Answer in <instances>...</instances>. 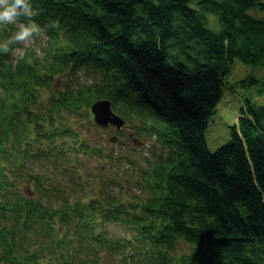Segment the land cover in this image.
<instances>
[{"label":"trees","instance_id":"1","mask_svg":"<svg viewBox=\"0 0 264 264\" xmlns=\"http://www.w3.org/2000/svg\"><path fill=\"white\" fill-rule=\"evenodd\" d=\"M32 3V19L47 34L46 55L26 50L14 65L21 42L0 51V264H55L48 248L69 250L58 255L60 264H264V105L247 98L232 140L217 151L205 140L234 61L264 67V0ZM209 14L219 30L209 27ZM15 30L0 25V40ZM55 75L64 76L60 86L51 85ZM248 82L264 94V79L241 84ZM35 86L52 89L38 110ZM100 98L130 120L134 142L155 138L149 167L142 165L147 174L135 172L140 195L116 171L98 177L77 153L139 160L104 154L60 115L84 110L91 121L88 109ZM5 101L13 102L7 111ZM82 170L99 178L90 181L95 197ZM49 171L60 180L43 188L53 182ZM21 181L34 185L27 198ZM109 224L121 233L111 234ZM44 235L47 247L37 238Z\"/></svg>","mask_w":264,"mask_h":264},{"label":"rangeland","instance_id":"2","mask_svg":"<svg viewBox=\"0 0 264 264\" xmlns=\"http://www.w3.org/2000/svg\"><path fill=\"white\" fill-rule=\"evenodd\" d=\"M249 13L255 14L256 16L259 15L257 11L250 10ZM208 25L210 28L219 30L220 25L216 19V17L212 14L208 15ZM36 37V38H35ZM35 37L32 39L21 42L19 46L15 47L13 49V60L12 63L15 65L19 58H21L24 55V52L26 50H32L34 54L38 57H43L46 55V40H47V34L46 32L41 31L38 34H35ZM40 73H45L44 70H40ZM253 77L256 79L263 80L264 79V67L261 66H254L249 65L241 62L239 59H236L234 63L231 65L229 70V75L226 77L225 82L226 84L223 87V97L221 101L217 104L216 109L214 113L210 116L208 120V126L205 132V140L208 149L210 152H215L222 146L228 144L232 140V127H234L237 124V119L240 114L241 108L245 104V100L249 98L252 102L259 105H264V94H259V88L261 87V84L259 83H253L248 82L246 85H242L241 81L243 79ZM92 78V77H91ZM64 80V76L61 75H55L51 81V85L56 84L57 86H60ZM88 80V79H87ZM92 80V79H91ZM90 82V81H88ZM34 91V102L33 106H36V110L41 106L42 103L47 104L49 102L50 94H51V88L47 86H35L32 88ZM94 99L91 104L95 101ZM33 101V99H32ZM49 104V103H48ZM61 116L67 117L68 122L71 127L75 128L76 131L80 134L81 137H85L86 139L90 140L93 146L96 147H102L104 154L111 155L117 157L116 152L122 151L126 153L127 156L130 154V158L134 160H139L136 163L132 164L127 159L117 162H110L108 158H102L97 155H94L92 157H89L90 155L84 150L77 153V156L79 159H87L89 162V167L95 168L97 172V176L100 177L102 174L100 170H106V172H110L109 169L112 171H116L119 175V182L123 184V187L129 186L132 191H135V194L140 195L142 192L140 191L139 186H136L134 183V179L136 178V171L142 176L147 174V168L142 167V165H146L149 167V165L145 162V158H149L151 161L152 159V150L155 149V138L154 136H143V140H136L134 142V132L133 131V125H131L130 120H127V123H124L123 126H121L122 134L117 133L118 130L113 127H102L100 125H97L93 123V120L88 121L84 117V110L83 111H76V112H69V111H62ZM138 122V120H137ZM135 122V125L136 123ZM140 125L142 124V120H140ZM117 130V131H116ZM132 133V134H130ZM157 144V143H156ZM154 145V146H152ZM158 146V145H157ZM127 151V152H126ZM133 151V153L129 152ZM104 167L106 169H104ZM142 167V168H141ZM85 171H91L88 169H85ZM82 172L86 176L87 184L90 185V187L93 190L94 197L97 194V189L93 188L91 186L90 181L93 185L98 183V179L96 176V179L93 180V173L89 176L86 174L83 170ZM50 177L52 178L53 182L51 183H43V188L47 186H52V184L58 182L60 180L59 176L55 173L49 171ZM63 180V177L61 178V181ZM84 181V178H83ZM22 184H28V192L23 189ZM98 185V184H96ZM31 190H30V188ZM34 185L32 183H26L24 181H21V197L27 198V193H32ZM37 194L34 196V199H37L38 194L40 193V190H37ZM91 191V190H90ZM92 192V191H91ZM91 194V193H90ZM77 201L87 203L86 199L82 197L81 194H78ZM73 200V199H72ZM84 204V205H85ZM61 230V229H60ZM108 230L111 234H119L121 233L119 230L120 228L117 227L115 224H109ZM62 236L64 235V232L60 231ZM44 233V232H43ZM71 238L75 237V232L71 231ZM34 234L31 232L29 235ZM39 238L40 242L44 245V247H47V245L50 243L51 239L48 235H44L43 238L37 236ZM34 241L30 242V245L32 247H37L38 250H40V247L33 244ZM68 250V249H67ZM66 249H60V253L58 252V255L63 253H67ZM43 251V250H42ZM47 252H50L48 256H50V260L55 262V264H60L59 261H57L58 255L56 252L51 251L49 248L46 249ZM69 252V250H68ZM81 258V257H80Z\"/></svg>","mask_w":264,"mask_h":264},{"label":"clouds","instance_id":"3","mask_svg":"<svg viewBox=\"0 0 264 264\" xmlns=\"http://www.w3.org/2000/svg\"><path fill=\"white\" fill-rule=\"evenodd\" d=\"M38 14L32 0H0V25H15L16 30L6 39L0 40V51L7 52L17 42H25L43 29L33 17ZM24 17L25 20L20 18Z\"/></svg>","mask_w":264,"mask_h":264},{"label":"water","instance_id":"4","mask_svg":"<svg viewBox=\"0 0 264 264\" xmlns=\"http://www.w3.org/2000/svg\"><path fill=\"white\" fill-rule=\"evenodd\" d=\"M90 120L97 125L107 127L114 124L117 129L124 125L123 118L113 111L111 101L107 98L96 99L89 107Z\"/></svg>","mask_w":264,"mask_h":264}]
</instances>
